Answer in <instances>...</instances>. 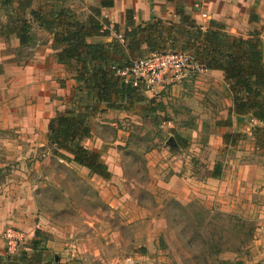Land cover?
Segmentation results:
<instances>
[{
	"label": "rangeland",
	"instance_id": "374dc122",
	"mask_svg": "<svg viewBox=\"0 0 264 264\" xmlns=\"http://www.w3.org/2000/svg\"><path fill=\"white\" fill-rule=\"evenodd\" d=\"M21 1L27 3V0ZM52 1L69 7L82 2ZM207 2L212 0H172L176 21L167 22L184 26L176 12L187 15V10L191 14L196 12L193 17L188 16L206 28L214 20L213 14L205 10L209 7ZM219 2L222 8H228L221 15L229 21L224 25L225 31L240 38L259 33L264 57V0ZM31 4L37 8L50 3L31 0ZM204 5L205 11H202ZM5 11L0 3V15ZM203 12L211 16L209 21L200 18ZM89 15L85 10L78 16L84 19ZM175 46L166 52L180 53L179 45ZM67 72L74 78L73 73ZM201 74L189 73L175 84L180 86L177 89L171 85L149 93L150 96L144 94L147 101L128 106L126 110L98 107V112L89 120L92 135L82 145L100 154L111 172L109 181L55 156L49 145L46 150L49 155L38 161V167L32 162L26 163L24 173L32 183L27 186L31 192L34 190L37 207V217L30 229H35V223L38 226L35 230H40L46 241L41 249V264H61L60 260H66L68 255L72 258L69 262H81L78 257H71L76 254L72 246L78 244L81 236L84 240L91 233L86 231L87 225H83L86 217L78 208L91 213L96 206L101 209L102 219L99 240L114 235L106 232L105 224L110 221L109 225L117 229L113 237L117 242L113 246L119 256L134 255L138 248H149L146 254L149 260L138 259L133 264H264V124L244 118L247 129L227 131L230 138L222 140L217 148L206 144L210 131L224 130L220 112L225 108V91L219 81L218 86L204 88L207 82L200 78ZM71 97L77 107L85 104L83 88L74 89ZM159 104L163 106L162 112L161 107L156 111ZM170 138L177 149L168 146ZM194 138L197 143L200 141L201 150L195 146ZM43 151L35 156L39 159ZM216 167L223 181L197 185L199 195L193 194L194 178L206 184L218 171ZM10 169L5 168L6 173ZM112 173L115 179L111 178ZM228 183L229 188L225 185ZM98 191L108 193L105 201H99L101 205L94 195ZM113 202L124 204L109 217L112 209L108 204ZM136 202L141 208L139 213L133 209L127 211ZM125 207L126 215L137 214L142 219L128 223L132 218L122 215ZM120 236L122 243H119ZM29 245L26 241L17 256L24 252L32 254Z\"/></svg>",
	"mask_w": 264,
	"mask_h": 264
},
{
	"label": "trees",
	"instance_id": "16d2710c",
	"mask_svg": "<svg viewBox=\"0 0 264 264\" xmlns=\"http://www.w3.org/2000/svg\"><path fill=\"white\" fill-rule=\"evenodd\" d=\"M48 1V6L34 8L31 0L25 4L21 0H1L7 23L0 27V32L15 35L22 47L30 44L32 23L50 33L53 45L57 47L55 62L73 73L78 87L85 90L83 107L58 113L48 122L47 144L53 154L62 160L82 167L103 180L109 179L110 172L100 154L82 145L83 140L91 137L89 120L98 112L100 105L126 110L128 106L147 101L142 92L116 77L111 67L125 66L144 52L164 53L175 49V45H179L180 52L189 53L205 70L223 74L226 93L232 101L230 112L250 121L264 123V57L259 33H252L248 38L236 37L227 33L224 25L216 21H210L203 29L182 11L176 12V16L184 26L161 19L135 24L132 12L127 11L124 32L118 34L117 26H113V30L122 36L125 48L115 40L92 44L88 43V39L110 35L111 24L100 17L101 8L112 7V0H102L99 8L92 9L84 19L69 6ZM143 46H146L145 50H142ZM122 48L128 55L123 54ZM160 107L162 112L161 104L156 111ZM226 125H230V120ZM229 138L230 135L224 136V141ZM211 177L219 179L220 171ZM45 242L42 232L35 230L28 247L32 254L24 252L12 259L4 257L0 264H41V249Z\"/></svg>",
	"mask_w": 264,
	"mask_h": 264
},
{
	"label": "crops",
	"instance_id": "0c3cea01",
	"mask_svg": "<svg viewBox=\"0 0 264 264\" xmlns=\"http://www.w3.org/2000/svg\"><path fill=\"white\" fill-rule=\"evenodd\" d=\"M101 1L102 0H82L84 5L80 2L81 5L76 3L70 5V8L78 15L86 10L87 15L90 13L89 10L91 8H99ZM112 1V7L101 8L100 17L102 20H107L111 24L109 28L110 35L106 37L90 38L88 39V43H110L115 40L125 48L123 45L124 42H121L117 36L118 34H122L125 30V17L127 11L132 12L135 24H145L154 19L176 21L174 4L170 3L168 0ZM219 1L220 0H212V2H207L209 5L208 10L204 8L206 7L205 5L201 9L202 11L206 10L213 14L214 20L212 21L228 25V18L224 19L221 17L228 8H222L223 4ZM14 7H16V4H14ZM185 12L191 17H193L192 14L196 15V12L192 14L188 13L187 10ZM203 13L206 14L205 12ZM206 15L209 17L208 14ZM26 17L29 20V16L27 15ZM209 18L211 19V16ZM6 23L7 16L1 14L0 27ZM114 25L118 28V34L113 30ZM202 28L205 29V27ZM30 37V44L22 47L15 35H4L0 32V261L5 257V245L2 234L6 228L14 227L23 232H30L27 235V241H29V243H31L34 238L33 231L38 228L34 223L35 229H30L33 220L37 217V207L34 201V190L31 192L27 186L31 180L24 173L27 167L26 163L29 164L32 162L35 167H38L40 164L39 162L42 161L41 158H45L46 155H49L46 151L48 149L46 135L49 120L58 113H63L77 107L71 95L74 89L79 85L72 76L69 75L67 69L63 65L55 62L54 54L57 51V47L53 45L52 35L41 30L35 23H32ZM123 48L121 49L123 54H127L128 52L124 51ZM145 49L146 46H143L142 50ZM143 54L148 53L144 52ZM116 56L120 58L119 55L116 54ZM200 78L207 82V84H204V88H210L211 85L218 86L220 84L221 89L225 91V108L220 112V117L223 119L222 121H224L222 124L224 130L210 131L206 143L208 145L213 144V148H217L222 144V140L224 141V136L231 135L228 134L227 131L231 133L233 130H244L247 129V127L244 124L237 125V116L230 112L232 101L231 98L227 96V85L224 82L223 74L219 71L206 70L202 72ZM213 79L215 80L214 82ZM217 81H219V84H216ZM178 87L180 86L175 85L172 86V89H177ZM145 95L150 96L149 93ZM228 120H230V125H226ZM90 129L92 130V127ZM193 142L195 146H200L198 150L202 149L200 141L197 143L194 138ZM38 151H43L39 159L35 156ZM7 167L11 169L6 173L5 168ZM115 177L116 176L112 173L111 178L115 179ZM111 178L110 181H113ZM222 181L223 179H214L210 176V178L204 182L206 184H202L203 182L194 178L195 187L193 194L199 195L197 192V185H211ZM222 185L224 184L222 183ZM225 185L228 188L230 187V183ZM30 186H32V183H30ZM94 195H96V199L100 204L101 202L99 201H101V199L105 201L108 193H101L98 191L94 192ZM108 199L107 202L109 201ZM114 203L115 202L108 204L112 209L108 212L109 217L115 213L114 209H118V206L123 207L124 204ZM127 205L128 203H126V206ZM78 209L82 212V215L86 217L83 225H87L85 229L91 234L86 235L84 240H82L81 236L80 239H78V244L72 246L76 249L74 250L76 254H72L71 257H78V260L81 261L80 263L77 262L74 264H133L137 263L138 259L142 261L149 260L150 257L146 255L149 248H146V250L144 248H138L140 250L134 252V255L121 254L119 256V253L114 251L113 246L116 245L117 242L113 239V237H115V230L117 229H113V224L109 225L110 221L105 224L107 225L106 232H112L114 235L111 236L108 233L109 235L106 236V238L102 241L99 240L100 223L102 221L101 217H99L101 215L99 206H96L91 213H88V210L86 211L85 208ZM130 209L138 211L139 213L141 208L138 207L136 202L130 205L127 211ZM127 213L126 207L123 208L122 215H124V218H132L128 223L142 219L141 216L139 217L137 214L132 216L131 214L126 215ZM119 238V243H122L121 236ZM66 245H71V243L66 242ZM142 246L146 247V244H142ZM65 253L68 254L69 250H66ZM69 257L68 255L66 260H60V263L73 264L69 262L72 261V258Z\"/></svg>",
	"mask_w": 264,
	"mask_h": 264
},
{
	"label": "built area",
	"instance_id": "2783aa9c",
	"mask_svg": "<svg viewBox=\"0 0 264 264\" xmlns=\"http://www.w3.org/2000/svg\"><path fill=\"white\" fill-rule=\"evenodd\" d=\"M200 17L209 20L204 13L200 14ZM117 38L123 42L122 36L118 35ZM111 70L124 84L136 88L143 94L175 85L189 73L206 71L190 54L181 52L150 54L134 59L125 66H112ZM2 239L5 256L12 259L18 255L19 249L27 241V235L19 229L8 227L4 230Z\"/></svg>",
	"mask_w": 264,
	"mask_h": 264
},
{
	"label": "water",
	"instance_id": "95a60500",
	"mask_svg": "<svg viewBox=\"0 0 264 264\" xmlns=\"http://www.w3.org/2000/svg\"><path fill=\"white\" fill-rule=\"evenodd\" d=\"M245 120H244V117H240V116H237L236 118V123L237 125H241V124H244ZM168 146L169 147H174V148H177L176 144L174 143V140L172 138H170L168 140ZM55 260L57 261V258H55Z\"/></svg>",
	"mask_w": 264,
	"mask_h": 264
}]
</instances>
